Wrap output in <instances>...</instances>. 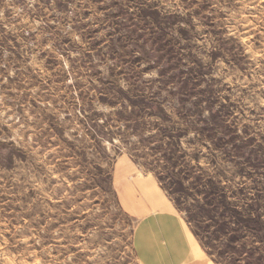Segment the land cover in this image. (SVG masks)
Returning <instances> with one entry per match:
<instances>
[{"label": "rangeland", "instance_id": "374dc122", "mask_svg": "<svg viewBox=\"0 0 264 264\" xmlns=\"http://www.w3.org/2000/svg\"><path fill=\"white\" fill-rule=\"evenodd\" d=\"M136 179L264 264V0H0V264H165Z\"/></svg>", "mask_w": 264, "mask_h": 264}, {"label": "crops", "instance_id": "0c3cea01", "mask_svg": "<svg viewBox=\"0 0 264 264\" xmlns=\"http://www.w3.org/2000/svg\"><path fill=\"white\" fill-rule=\"evenodd\" d=\"M131 180L134 183V188L130 187V190L127 195L125 194V198L127 201L134 202L137 209L143 210L141 212H147L145 215L149 218L147 222L152 224L157 231V237L154 240H162L163 250L166 252V256L161 259V261L165 264H190L189 259L194 260L193 264H212L211 261L206 257H204L200 252H198L195 243L192 241L191 235L185 225L181 222V220L172 212L171 207L167 205V198L164 200L162 195L158 192V197L156 194V189L153 186V182L151 183L147 180ZM130 182V183H131ZM129 185V183L127 184ZM152 187V188H151ZM150 188L151 201L147 197V190ZM154 190V193L152 191ZM141 190V191H140ZM158 191V190H157ZM140 197V200L138 198ZM147 197V198H146ZM168 201V200H167ZM157 203H161L164 206V213L157 212L156 208ZM151 210L153 212H151ZM155 211V212H154ZM160 215H163L160 216ZM163 235L164 239L161 238ZM190 253V254H189ZM164 252L162 255L164 256ZM203 256V257H202ZM196 259V260H195Z\"/></svg>", "mask_w": 264, "mask_h": 264}]
</instances>
